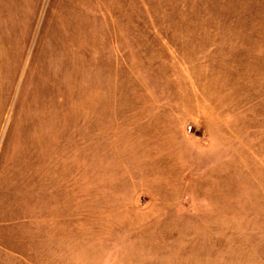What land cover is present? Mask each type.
Here are the masks:
<instances>
[{"label": "rangeland", "instance_id": "374dc122", "mask_svg": "<svg viewBox=\"0 0 264 264\" xmlns=\"http://www.w3.org/2000/svg\"><path fill=\"white\" fill-rule=\"evenodd\" d=\"M0 264H264V0H0Z\"/></svg>", "mask_w": 264, "mask_h": 264}]
</instances>
